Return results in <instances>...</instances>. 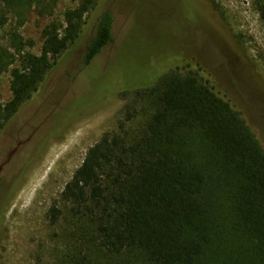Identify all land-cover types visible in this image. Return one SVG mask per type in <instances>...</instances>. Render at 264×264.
I'll return each mask as SVG.
<instances>
[{"label": "trees", "instance_id": "1", "mask_svg": "<svg viewBox=\"0 0 264 264\" xmlns=\"http://www.w3.org/2000/svg\"><path fill=\"white\" fill-rule=\"evenodd\" d=\"M75 1L64 29L54 21L43 28L40 54L27 49L34 42L17 28L0 32V77L11 73L12 90L10 101L0 103V135L75 47L86 18L96 16L100 0ZM260 7L264 12V2ZM35 8L53 13L54 3L0 0V29L7 13L22 25ZM94 23L83 66L115 39L111 9ZM153 66L140 64L141 78L130 84L125 73L115 78L119 86L108 80L106 92L118 91L128 111L141 100L155 110L137 136L105 133L91 146L63 198L96 224L114 253L141 249L150 264H264V146L255 128L199 65ZM3 213L2 206L0 243ZM83 264L95 263L85 258Z\"/></svg>", "mask_w": 264, "mask_h": 264}, {"label": "rangeland", "instance_id": "2", "mask_svg": "<svg viewBox=\"0 0 264 264\" xmlns=\"http://www.w3.org/2000/svg\"><path fill=\"white\" fill-rule=\"evenodd\" d=\"M51 1L53 13L31 9L22 25L7 13L0 32L17 28L34 42L27 49L40 54L43 28L54 21L64 29L66 10L77 5L75 0ZM261 2L100 0L75 47L54 63L29 106L0 135V264H83L85 258L95 264H150L141 249L109 251L96 224L76 213L62 196L89 148L105 133L137 136L155 110L151 102L141 100L132 106L136 111H128L127 99L113 88L106 92V84L124 73V83L139 80L140 64L199 65L214 78L219 92L243 111L264 146ZM108 8L114 14L115 39L83 66L95 18ZM114 81L119 86L120 80ZM11 97V73L6 72L0 77V103ZM130 114L136 117L128 121ZM54 209L59 210L56 219Z\"/></svg>", "mask_w": 264, "mask_h": 264}]
</instances>
